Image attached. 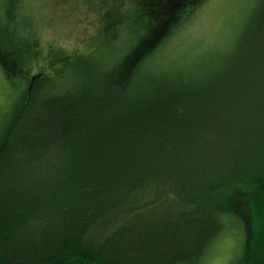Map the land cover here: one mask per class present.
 <instances>
[{"label": "trees", "instance_id": "1", "mask_svg": "<svg viewBox=\"0 0 264 264\" xmlns=\"http://www.w3.org/2000/svg\"><path fill=\"white\" fill-rule=\"evenodd\" d=\"M100 2L81 71L29 78L0 0V264H203L227 238L264 264V0L217 14L199 63L167 48L212 0Z\"/></svg>", "mask_w": 264, "mask_h": 264}, {"label": "rangeland", "instance_id": "2", "mask_svg": "<svg viewBox=\"0 0 264 264\" xmlns=\"http://www.w3.org/2000/svg\"><path fill=\"white\" fill-rule=\"evenodd\" d=\"M100 1L19 0L17 7L14 9L15 16L16 14L17 16L12 24L19 26V36L24 40L21 49L26 50L33 47V50H36L35 56L38 60L37 64H34V71L29 75V78L38 77L49 72L53 73L56 70L55 68L58 70L62 64H67L69 61L76 63L77 73L81 71L84 53H87L98 44L94 42V37L101 28L100 16L97 12L107 7ZM254 1L256 0H212L209 9H203L197 13L194 24L178 31L168 46L167 52L172 53V56L181 60L183 58L178 56V52L181 54L182 51H185L189 55L191 52H196L199 46L200 53L196 54H200V56L195 62L209 60L213 57L212 54L216 48L209 50L202 46L204 44L207 47L210 46L213 43L212 41L217 40L218 34L223 33L222 29L225 30L226 27L225 24L223 27L217 24L212 26L214 24L213 19L222 12L236 16L240 13L239 9H242V6L246 4V7L248 4H253ZM242 21L237 23L233 30L240 27ZM216 26L222 29L220 30ZM186 37L187 44L182 45V40ZM194 45L196 46L195 50L192 49ZM62 51L69 54L61 53ZM207 53H209L208 57H206ZM51 65H54L53 69L50 68ZM5 77L0 67V90H2ZM7 90L10 91V89ZM4 92L8 99L0 92V110L2 106L5 110L10 109L9 105L12 102L10 93ZM5 114L6 112L0 117H4ZM233 245L234 243L230 238L220 239L207 253L203 264H229L238 253L235 249L233 250Z\"/></svg>", "mask_w": 264, "mask_h": 264}]
</instances>
